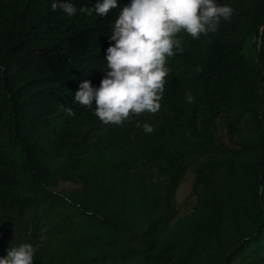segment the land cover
<instances>
[{"label": "trees", "instance_id": "trees-1", "mask_svg": "<svg viewBox=\"0 0 264 264\" xmlns=\"http://www.w3.org/2000/svg\"><path fill=\"white\" fill-rule=\"evenodd\" d=\"M34 1L0 0V256L31 243L33 264H264V0H219L234 12L218 31L177 34L185 50L167 59L161 115H137L155 124L139 136L134 119L102 125L72 95L106 76L111 27L130 0L71 18ZM218 127L235 146L217 139ZM80 141L94 154L71 155ZM192 165L194 211L159 239ZM60 180L81 188L66 195ZM138 215L144 231L133 228Z\"/></svg>", "mask_w": 264, "mask_h": 264}, {"label": "clouds", "instance_id": "clouds-1", "mask_svg": "<svg viewBox=\"0 0 264 264\" xmlns=\"http://www.w3.org/2000/svg\"><path fill=\"white\" fill-rule=\"evenodd\" d=\"M33 3L51 17L62 11L70 18L78 10L88 15L94 11L103 17L119 7V0H97L94 7L79 9L71 0ZM233 12L231 5L219 0H130L119 10L111 27L109 39L115 43L107 48L106 76L102 80L83 81L79 90H73L74 101L95 112V118L105 126L123 125L130 116L145 111L158 112L169 74L167 59L185 50L177 34L184 31L194 39L201 34L207 36L218 31L222 19L230 20ZM196 71L203 68L197 66ZM194 100L188 92L186 101ZM59 106L65 114L75 116L73 104L67 106L63 102ZM136 126L149 134L155 130L147 122L137 121ZM34 256L33 244L23 243L0 256V264H33Z\"/></svg>", "mask_w": 264, "mask_h": 264}, {"label": "rangeland", "instance_id": "rangeland-1", "mask_svg": "<svg viewBox=\"0 0 264 264\" xmlns=\"http://www.w3.org/2000/svg\"><path fill=\"white\" fill-rule=\"evenodd\" d=\"M262 30V28H261ZM256 41V36L254 35V33H249L246 35L245 40H244V54L245 56H247L251 50L252 47L254 46V43ZM162 110L158 111L157 113H155V118L154 120L158 121L160 115H161ZM135 116H130L129 119H134L133 123L136 124L135 122ZM147 119H151V117L147 118ZM146 119H144L143 121H145ZM152 120V119H151ZM153 120V122H154ZM141 121V120H139ZM77 122V121H76ZM152 125H155L153 124ZM150 123V120H149ZM127 124H125L124 127H126ZM116 126H121V125H114V127ZM140 129L137 128V126L133 129V136H139V131ZM214 133L217 136V139L219 141H223L226 142L230 145L235 146L229 136L226 133V129L223 127H218L216 129H214ZM76 137V135L74 136ZM236 138V137H234ZM90 144H92L91 142L88 143V148H90ZM76 148H74V151L71 152V155H74L75 157H83L84 155H86L88 153L87 151V144L83 143L81 144V141L79 143H77L76 145H74ZM119 147V146H117ZM113 150V149H110ZM129 150V149H128ZM67 150H65L64 147H59L57 150L54 151L53 155H57L58 157L61 156L62 154H64ZM45 154V153H43ZM42 154V155H43ZM94 152L89 153L87 155H93ZM194 165H192V167L188 168L185 172V175L183 176L179 186L176 189L175 192V200H176V209H177V213L175 215L174 218L170 219L168 221L167 227L165 231H162L161 233L158 234L159 239H162L166 236V232L168 233L172 227L176 226L177 224V220L180 218H183L189 214H191L194 211V205L196 203L197 200V194L194 193V184H195V170ZM202 185L200 184V186H198V190H200L202 187ZM56 188L60 191H64L66 195H71V193L76 194L78 193L79 189L81 188V184L79 182H75V181H71V180H60L58 185L56 186ZM133 228H136L139 231H144V229L146 228V222L144 220H142V217H140V215L138 216H134V223H133ZM43 230V229H42ZM41 238H44V236L42 235ZM135 238H130L128 236H125L124 240L126 241H132ZM139 242V240L135 239V242ZM22 243V242H21ZM34 263V262H33ZM238 263V262H237Z\"/></svg>", "mask_w": 264, "mask_h": 264}]
</instances>
